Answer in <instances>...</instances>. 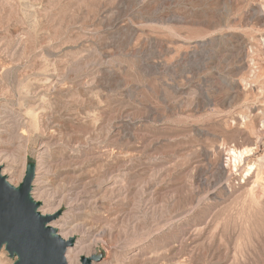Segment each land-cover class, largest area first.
I'll use <instances>...</instances> for the list:
<instances>
[{"label":"rangeland","instance_id":"obj_1","mask_svg":"<svg viewBox=\"0 0 264 264\" xmlns=\"http://www.w3.org/2000/svg\"><path fill=\"white\" fill-rule=\"evenodd\" d=\"M28 162L80 258L264 264V0H0V170Z\"/></svg>","mask_w":264,"mask_h":264},{"label":"water","instance_id":"obj_2","mask_svg":"<svg viewBox=\"0 0 264 264\" xmlns=\"http://www.w3.org/2000/svg\"><path fill=\"white\" fill-rule=\"evenodd\" d=\"M35 164L28 162L18 185L9 182L0 170V249L4 248L12 264H68L67 248L74 238H63L50 224L58 212L44 214L41 202L31 194ZM97 255L81 256L80 264H92Z\"/></svg>","mask_w":264,"mask_h":264},{"label":"bare ground","instance_id":"obj_3","mask_svg":"<svg viewBox=\"0 0 264 264\" xmlns=\"http://www.w3.org/2000/svg\"><path fill=\"white\" fill-rule=\"evenodd\" d=\"M4 166H5V168H3V170H1V173L3 175L15 176L16 179H19L22 176V171L15 170V168L12 165H10L8 163H4ZM9 182H12V181L9 180ZM44 184H43L42 177L35 176V178L33 180V189L38 193L39 196H41L43 194ZM33 197H34V199L36 198L34 196V194H33ZM47 201H49V200H47ZM47 201L41 207L40 211L44 214L56 213L54 211L57 209V207H54L52 203L47 202ZM43 207H45V209H42ZM54 225H52V226H54ZM54 227L57 229V231L59 230V231L63 232V233H60V235L63 238L68 239L70 237H73V232H72L71 228L68 227V225L66 224L65 221H63L61 224H58V226H54ZM83 249H84V246L79 241H75L72 246L68 247L67 251H66V260H67L68 264H79L80 254L84 251ZM92 264H100V263L98 262V263H92Z\"/></svg>","mask_w":264,"mask_h":264}]
</instances>
